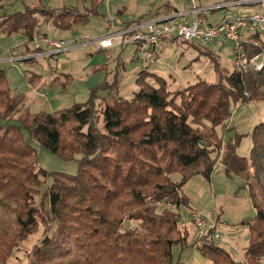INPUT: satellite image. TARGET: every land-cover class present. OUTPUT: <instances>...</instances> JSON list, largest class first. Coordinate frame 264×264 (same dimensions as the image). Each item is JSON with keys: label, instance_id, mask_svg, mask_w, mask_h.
<instances>
[{"label": "trees", "instance_id": "trees-1", "mask_svg": "<svg viewBox=\"0 0 264 264\" xmlns=\"http://www.w3.org/2000/svg\"><path fill=\"white\" fill-rule=\"evenodd\" d=\"M86 1V15L68 7H26L0 21V34L20 33L32 47L44 24L52 22L62 31L88 26L92 17L104 16L106 0ZM177 12L173 8L168 13ZM34 52L45 50L41 46ZM263 52L264 45L250 49L249 55ZM145 73L138 75L140 89L131 100L105 104L101 132L95 123L97 94L117 83H103L86 102L58 113H31L22 112L25 94L13 96L7 73L0 70V264H9L20 244L41 228L44 238L28 254V264H174V247L190 246V227L179 211L190 207L184 187L195 176L210 181L218 164L229 178L248 181L257 209L254 219L240 223L250 232L245 259L237 260L210 237L198 239L195 246L211 264H264V209L258 202L264 200V121L252 130L249 157L238 153L245 135L236 133L224 141L216 134L232 117L233 105L264 102V67L234 69L216 83L200 80L175 92L162 86L161 77V86L146 83ZM204 122L210 123V134L201 130ZM213 139L218 141L213 144ZM33 141L66 161L81 155L77 174L38 169ZM174 174L181 181H173ZM41 177L52 182L37 206ZM129 222L139 225L126 228Z\"/></svg>", "mask_w": 264, "mask_h": 264}, {"label": "rangeland", "instance_id": "rangeland-1", "mask_svg": "<svg viewBox=\"0 0 264 264\" xmlns=\"http://www.w3.org/2000/svg\"><path fill=\"white\" fill-rule=\"evenodd\" d=\"M242 1L248 2L242 4L247 7H239L240 4L231 7L230 11L219 10L210 13V22L217 23L224 16L230 14L264 13V3H259L262 0ZM188 3L189 0H106L101 11L104 16L92 17L88 26H75L72 31H62L60 28H56L52 22L44 24L40 34L35 38L49 36L53 39L65 40L68 43L76 42L75 45L78 47L63 54L54 55V57L46 59V64L42 65L3 60L8 58L9 50L20 49H23L26 60L38 61L39 59L33 58V55H27L30 54L31 47L26 44V38L22 34L11 36L0 34V70L6 71L13 96L25 94L26 101L22 112L29 110L31 113L42 111L58 113L77 103L86 102L90 98L91 92L103 83H117V88L100 90L97 94L95 123L99 131L105 132L103 120L105 104L112 103L119 98L131 100L140 89L137 77L141 71H146L142 77L146 83L161 86L157 80L158 77H161L164 79L162 86L169 88L171 92L183 91L200 80L216 83L234 71V50L230 42H225L222 47L220 44L202 46L172 38L162 47L161 63L147 67L132 57V47L97 50L95 43H85L82 40L87 36L97 39L104 35L109 28V18L117 16L118 10L126 11L125 14L132 18L141 17L142 19L138 21H142L150 19L156 11L164 7L166 9L167 6L164 4L183 9L190 8ZM33 6L50 10L68 7L86 15L89 14L90 3L86 0H0V21L14 13L23 12L26 7ZM38 17L42 22L43 18ZM32 48H34L33 44ZM216 67H218L219 73L216 71ZM32 72L34 73L32 74ZM37 74L41 77H37ZM29 79H32V83L28 82ZM57 79L60 82L54 84ZM177 100L178 104H181V99ZM262 121H264V102H250L244 106L235 104L232 106V117L224 125L216 128L217 138L226 141L236 133L245 135L238 153L241 156L249 157L252 148V130ZM204 125L201 130L210 134V123L204 122ZM87 131L88 128L84 130V132ZM218 139H213V144ZM224 141L220 144L221 161L225 152ZM32 145L39 152L38 169L55 173L77 174L78 160L82 158L81 155H77L76 160L66 161L40 147L37 142L33 141ZM221 166V164L217 165L210 181L203 176H195L184 187V193L190 199L191 205L190 207L182 206L179 211L182 214V223L190 227V246L185 249L180 246L174 247V264H211L195 246V242L199 238L191 219V211L194 210L201 212L210 225L220 218L217 231L221 238L216 240V245L228 250L239 261L245 259L250 232L240 223L244 220L254 219L257 209L252 203L248 181L236 176L229 178ZM171 178L177 182L181 181L182 176L174 174ZM41 180L44 185L40 193L35 196L37 206L41 205L43 194L52 182L51 179L44 177H41ZM259 197L261 196L259 195ZM258 202L264 209L263 198H259ZM138 225L137 222H129L125 227L131 228ZM43 238L44 229L41 228L37 234L20 244V250L16 251L9 264H28V254L41 243Z\"/></svg>", "mask_w": 264, "mask_h": 264}, {"label": "built area", "instance_id": "built-area-1", "mask_svg": "<svg viewBox=\"0 0 264 264\" xmlns=\"http://www.w3.org/2000/svg\"><path fill=\"white\" fill-rule=\"evenodd\" d=\"M241 3L220 2L206 7L194 6L183 13L178 12L130 23H123L118 16H111L108 20L109 28L104 35L97 39L87 36L82 40L85 43H95L97 50L134 47L136 58L147 67L161 63L162 47L172 38L202 46L230 42L234 50L235 69L240 72L258 71L264 67V52L250 57L249 50L259 49L264 45V13L224 17L218 23L208 25L204 24L200 18L201 14L227 9ZM259 3H264V0ZM187 16L194 17L188 21ZM75 43L41 36L34 39L33 45L35 49L43 44L46 45L48 50L43 55L52 57L74 50L78 47ZM32 57L37 58V56ZM25 59L24 56H11L7 61L14 63ZM158 205L161 208L172 207L170 203H158ZM191 219L199 239L210 237L219 240L221 238L220 233L216 231V222L210 225L201 212L191 211Z\"/></svg>", "mask_w": 264, "mask_h": 264}, {"label": "crops", "instance_id": "crops-1", "mask_svg": "<svg viewBox=\"0 0 264 264\" xmlns=\"http://www.w3.org/2000/svg\"><path fill=\"white\" fill-rule=\"evenodd\" d=\"M241 2L242 0H189V3L188 4H190V8H183V9H180L179 7H177V6H170L169 4H164V6H167L166 7V9H165V7L163 8V9H161V10H158V11H156V13H154L152 16H151V18H155L156 16L158 17V16H164V15H169V11L170 10H173V8H175V10H178V12H180V13H183V12H186V11H188V10H190V9H192L194 6H199V7H206V6H211V5H213V4H216V3H220V2H227V3H233V2ZM243 2H245V1H242V3H241V6H239V7H247V6H244V5H242V4H246V3H243ZM192 6V7H191ZM236 6H238V5H236ZM172 7V8H171ZM249 7V6H248ZM171 8V9H170ZM233 8V7H232ZM231 7L230 8H227V9H220V10H226V11H230L231 9H232ZM118 11H121V10H118ZM219 11V10H218ZM125 12L126 11H124L123 12V15L121 16V17H119L120 18V21L121 22H123V23H130V22H132V21H135V20H137V19H140L141 17H137V18H132L130 15H126L125 14ZM177 12V13H178ZM212 12H214V11H211V12H207V13H205L203 16L205 17V21L203 22L204 24H216V23H211L210 22V16H211V14L210 13H212ZM258 13V12H257ZM261 13H263V12H261ZM236 15H238V14H230V15H226V16H224V17H231V16H236ZM192 17H194V16H187V18H186V20H191L192 19ZM223 17V18H224ZM222 18V19H223ZM221 19V20H222ZM145 20V19H144ZM220 20V21H221ZM218 23V22H217ZM45 35H47V33H44ZM218 44H220L221 46L220 47H222V46H224L225 45V42H220V43H218ZM215 45H217V44H215ZM42 48L45 50V52H46V50H48V48H47V46L46 45H42ZM35 48H32L31 47V51H30V54H27V55H33V56H37V58L39 59L38 61H33V60H23L24 62H29V63H32L33 65H35L36 63H37V65H39V64H46L45 63V61H46V59H48L49 57H47V56H44L43 54L45 53V52H42V53H34L33 52V50H34ZM125 49V48H124ZM132 49H133V56L132 57H134V58H136L135 57V48L134 47H132ZM32 52V53H31ZM24 53H23V49H20V50H9V52H8V58H4L3 60H8L9 59V57H11V56H22ZM24 56V55H23ZM34 58V57H33ZM36 58V59H37ZM23 61H19V62H23ZM40 61H41V63H40ZM34 72H32V74H33ZM38 75V74H37ZM190 205H191V203H190ZM209 223V222H208Z\"/></svg>", "mask_w": 264, "mask_h": 264}]
</instances>
